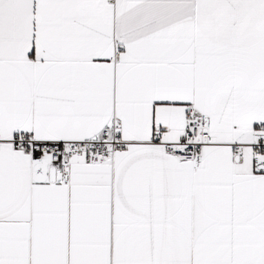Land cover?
Masks as SVG:
<instances>
[{
	"label": "snow or ice",
	"instance_id": "obj_1",
	"mask_svg": "<svg viewBox=\"0 0 264 264\" xmlns=\"http://www.w3.org/2000/svg\"><path fill=\"white\" fill-rule=\"evenodd\" d=\"M0 264H264V0H0Z\"/></svg>",
	"mask_w": 264,
	"mask_h": 264
}]
</instances>
